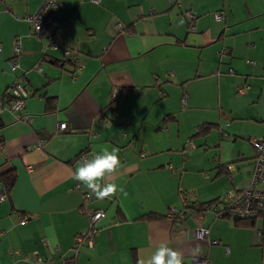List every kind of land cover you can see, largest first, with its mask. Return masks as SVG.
<instances>
[{"label": "crops", "instance_id": "obj_1", "mask_svg": "<svg viewBox=\"0 0 264 264\" xmlns=\"http://www.w3.org/2000/svg\"><path fill=\"white\" fill-rule=\"evenodd\" d=\"M42 1L0 0V174L14 173L0 264H140L160 243L183 264H264V210L236 223L186 208L250 180L251 140L264 138V0H57V49L26 18ZM16 79L28 91L18 118L7 108ZM113 147L121 164L107 182L127 195L100 200L72 174L82 151ZM93 209L104 212L93 246H74ZM198 226L215 242L196 239Z\"/></svg>", "mask_w": 264, "mask_h": 264}, {"label": "built area", "instance_id": "obj_2", "mask_svg": "<svg viewBox=\"0 0 264 264\" xmlns=\"http://www.w3.org/2000/svg\"><path fill=\"white\" fill-rule=\"evenodd\" d=\"M97 2L98 0H93ZM57 0H43L38 6L35 12L26 16L28 22L30 23L33 34L38 38L45 39V48L48 49H57L60 46L56 26L58 25L57 19L55 18L54 11L57 7ZM188 20V28L193 29L194 25L192 24V19L194 14L188 12L186 14ZM214 18L219 20L222 18V14L214 13ZM117 28L122 29L121 23H117ZM63 54L65 57H71V50L68 47H63ZM14 54H17L19 51L18 44L13 47ZM76 68H80L81 64L74 60ZM8 67L14 69L17 65L16 61L13 58L7 60ZM239 91L245 90V88L239 87ZM118 93L117 88H114L111 92V97H116ZM8 96L9 101L7 108L10 112L14 114L16 118L22 115V111L25 108L26 98L28 96V91L26 89V80H14L8 86ZM185 99L183 98L182 101ZM4 97H0V110L4 108L5 105ZM59 129L65 127L64 122H60L58 125ZM36 146H42L44 140L39 139L36 143ZM251 144L254 147L256 154L254 159V167L250 175V180L247 185L239 187L236 191H227L223 203L217 201L207 205L204 209L209 211L214 217L229 216L231 218H257L264 210V138L263 139H252ZM188 145L193 147V142L188 141ZM94 152L91 151H82L78 154V159L82 156H91ZM230 167V166H229ZM90 195L85 194V197ZM5 197L4 192L0 189V199ZM103 210L93 209L88 210L89 218V227L82 231L79 234H76L74 246L84 242L87 246L92 247L94 243V233L96 231L95 224L103 216ZM177 214V213H176ZM259 233L262 232V229L257 230ZM194 237L199 240H206L208 243L215 242L208 238V229L206 226H198L194 230ZM76 250V249H75ZM199 264H208L209 259L206 256L198 257ZM61 264H73L72 259L62 258Z\"/></svg>", "mask_w": 264, "mask_h": 264}, {"label": "clouds", "instance_id": "obj_3", "mask_svg": "<svg viewBox=\"0 0 264 264\" xmlns=\"http://www.w3.org/2000/svg\"><path fill=\"white\" fill-rule=\"evenodd\" d=\"M120 164L119 149L104 148L92 153L90 157L82 156L76 163L72 178L100 200L114 197L118 192L127 195L122 186L107 182L108 177L117 171ZM198 254L199 249H194L193 255ZM140 264H183V253L174 250L167 243H160L150 257L142 260Z\"/></svg>", "mask_w": 264, "mask_h": 264}, {"label": "trees", "instance_id": "obj_4", "mask_svg": "<svg viewBox=\"0 0 264 264\" xmlns=\"http://www.w3.org/2000/svg\"><path fill=\"white\" fill-rule=\"evenodd\" d=\"M209 128V125H206L205 127H203V130H207ZM201 129V128H200ZM78 157V155H77ZM13 178H14V173L12 170H8L6 172H2L0 174V189L4 192L5 196L7 194V192L9 191V187L12 185L13 182ZM215 202V200L213 201H209V202H204V203H200L198 205L195 204H189L186 206L187 209H189L190 211H197V212H201L204 210V208ZM186 208L183 209L184 213H186ZM178 214H176L175 217H177ZM223 217V216H222ZM233 219L236 221V223H243V222H247V221H253V219L250 218H237V217H233Z\"/></svg>", "mask_w": 264, "mask_h": 264}, {"label": "rangeland", "instance_id": "obj_5", "mask_svg": "<svg viewBox=\"0 0 264 264\" xmlns=\"http://www.w3.org/2000/svg\"><path fill=\"white\" fill-rule=\"evenodd\" d=\"M188 141H192L191 139L190 140H188ZM195 145V144H194Z\"/></svg>", "mask_w": 264, "mask_h": 264}]
</instances>
